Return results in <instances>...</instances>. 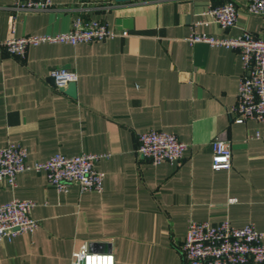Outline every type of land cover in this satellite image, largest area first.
I'll return each mask as SVG.
<instances>
[{"label":"crops","instance_id":"0c3cea01","mask_svg":"<svg viewBox=\"0 0 264 264\" xmlns=\"http://www.w3.org/2000/svg\"><path fill=\"white\" fill-rule=\"evenodd\" d=\"M227 1L52 0L49 9L23 10L0 0V146L21 143L29 162L54 152L106 154L97 161L101 192L79 182L60 192L36 169L20 172L15 186L0 181V202L34 199L40 223L5 238L0 264H72L85 243L112 251L116 264H184L190 219L228 218L264 231V139L253 137L264 123L229 111L242 74L239 50L188 38L264 34V15L248 12L250 0H233L234 26L200 22L207 7ZM78 14L116 29L118 17H131L133 25L101 40L32 45L24 57L2 44L68 30ZM58 66L77 71L75 94L54 87L50 71ZM151 128L186 143L178 161L153 163L138 152L139 132ZM215 136L231 142L230 168L212 166Z\"/></svg>","mask_w":264,"mask_h":264},{"label":"built area","instance_id":"2783aa9c","mask_svg":"<svg viewBox=\"0 0 264 264\" xmlns=\"http://www.w3.org/2000/svg\"><path fill=\"white\" fill-rule=\"evenodd\" d=\"M14 2L17 8L23 10H46L52 4V0ZM247 10L264 15V0H250ZM204 14L207 17L200 22H215L227 28L237 23L239 11L235 1L229 0L210 5ZM119 33L118 29L110 27L101 18L87 19L78 14L68 30L8 36L2 44L10 53L24 57L29 46L43 42L77 44L115 37ZM188 38L191 42L206 41L210 45L239 50L242 74L236 101L229 111L244 119L264 123V34L244 30L237 36H217L193 31ZM50 76L54 78V87L61 89L71 81H76L78 73L72 67L58 66L52 68ZM253 137L264 139V130H257ZM211 146L213 168H230L233 157L231 142L215 136ZM185 147L186 143L172 131L151 128L138 134V152L153 163L178 161ZM105 155L86 151L72 155L54 152L46 159L29 162L27 148L19 142H9L0 146V181L15 186L20 172L36 169L45 170L49 185L60 192H66L72 182H79L83 191L101 192L105 174L97 167V161ZM35 205L34 199L22 197L0 202V248L5 238L32 232L39 227L38 218L32 214ZM181 248L185 256L184 264H264V231L259 230L254 223L234 225L228 218L217 223L190 219ZM72 264H116V260L112 251H97L85 243L73 252Z\"/></svg>","mask_w":264,"mask_h":264},{"label":"water","instance_id":"95a60500","mask_svg":"<svg viewBox=\"0 0 264 264\" xmlns=\"http://www.w3.org/2000/svg\"><path fill=\"white\" fill-rule=\"evenodd\" d=\"M117 1L127 2L129 0H117ZM116 23H117L116 27L118 29H123V28L130 29V28H132V25H133L131 17H118L116 19ZM50 78L54 82V78L52 76H50ZM65 88H66V86L62 87L61 89H65ZM75 90H76V81H71L68 84L67 91L72 93V94H75L76 93ZM94 246L99 248V247H102L103 244L95 242Z\"/></svg>","mask_w":264,"mask_h":264}]
</instances>
